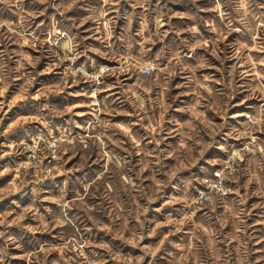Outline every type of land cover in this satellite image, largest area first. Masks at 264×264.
Segmentation results:
<instances>
[{"label":"rangeland","instance_id":"obj_1","mask_svg":"<svg viewBox=\"0 0 264 264\" xmlns=\"http://www.w3.org/2000/svg\"><path fill=\"white\" fill-rule=\"evenodd\" d=\"M75 1L0 0V264H264V0H147L148 53Z\"/></svg>","mask_w":264,"mask_h":264},{"label":"crops","instance_id":"obj_2","mask_svg":"<svg viewBox=\"0 0 264 264\" xmlns=\"http://www.w3.org/2000/svg\"><path fill=\"white\" fill-rule=\"evenodd\" d=\"M72 1L75 0H62V3L66 7V3L70 6ZM75 2L77 12L74 15L77 19L76 26L79 25L78 29L93 31L99 43L101 39L103 40L101 33L107 29L105 25L114 31L110 38L100 43L109 49L111 46L113 49L123 51L127 48L142 49L143 52L148 53V48L153 44L156 50L170 49L171 38L161 39L165 20H158L159 9L153 8L150 12L147 0H76ZM117 54L120 52L118 51ZM170 56L174 61H179L183 55L169 54L167 58Z\"/></svg>","mask_w":264,"mask_h":264},{"label":"built area","instance_id":"obj_3","mask_svg":"<svg viewBox=\"0 0 264 264\" xmlns=\"http://www.w3.org/2000/svg\"><path fill=\"white\" fill-rule=\"evenodd\" d=\"M144 68H148V66L145 65ZM244 115L247 116V117L249 116V114L247 112L244 113ZM244 146L249 147L247 142H245ZM256 147L259 148V144L258 143L256 144ZM213 173H214V175L219 176V172L217 173V172L213 171ZM212 184H213V186L215 188L220 187V179H219V177L216 180L212 181Z\"/></svg>","mask_w":264,"mask_h":264}]
</instances>
